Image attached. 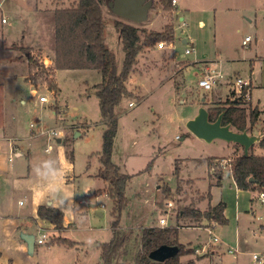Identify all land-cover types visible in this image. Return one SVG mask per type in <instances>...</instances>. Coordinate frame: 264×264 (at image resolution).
Wrapping results in <instances>:
<instances>
[{"label": "rangeland", "instance_id": "1", "mask_svg": "<svg viewBox=\"0 0 264 264\" xmlns=\"http://www.w3.org/2000/svg\"><path fill=\"white\" fill-rule=\"evenodd\" d=\"M178 1L181 5L187 4L192 11L188 15L185 11H180L178 17H174V47L164 42L165 48L158 49L157 42L140 52L127 81L128 90L134 96L124 98L117 108L119 120L112 160L122 173L131 175V180L126 189L127 206L119 218L127 235L126 243L114 264H138L142 228L153 226L178 228L179 242L186 247L193 245L192 248L201 246L207 249L212 245L214 249L218 246L223 248L221 260L211 264H257L252 259V253L264 249V230L258 227V224L264 223V203L259 198L261 192L237 194V187L227 164L229 158L232 159L235 155L237 146L240 147V154H261L263 149L256 145L246 151L242 143L239 146L238 143L223 138L207 142L195 135L189 136L193 133L187 124L197 112L199 114L201 108L209 110L237 98L233 86L235 79L249 78L252 85L246 102L252 108H258L259 117L254 124L248 123L246 131L250 136L264 134V0ZM77 2L78 0L75 4ZM38 3L40 8L46 10L55 7L52 0H38ZM159 5L163 8L156 1L146 22L134 25L147 31H165L164 27L169 24L167 16H172V12L163 8L169 13L165 16L160 12ZM102 9L106 19L107 44L116 54V72L119 74L124 52L121 39L112 23L114 20H124L116 16L107 4ZM227 9L240 10L242 20L233 21L232 15H228L229 20L226 25L222 24V31L216 41L214 12ZM183 16L185 20L181 21ZM200 21L204 22L203 26ZM145 35L142 34V37ZM246 36H251L252 42L244 47L242 40ZM183 39H186V43ZM219 42H225L228 51L223 50ZM33 54H38L39 64L47 68L44 65L45 56L39 50H34ZM8 61L7 55H0V81L8 75L9 67L3 66ZM177 62H186L189 66L171 77L173 71L182 67L176 66ZM209 63L210 73L219 76L216 77L212 90L205 91L198 87V81L207 73L204 65ZM53 67L54 62L49 68L53 70ZM59 71L55 76L58 85L56 93L44 84L24 87L16 101L17 119L21 134L37 138L35 145L40 155L55 153L61 146L66 153L72 152L74 155L73 165L77 178H80L76 183L82 197L89 203L81 205L86 209L85 217L76 220V225L71 226L66 236L80 242L84 252L75 248L65 252L62 244H59L61 248L58 243L51 245L48 241L55 239L56 235H53L54 230L47 229L49 231L44 232L50 235L48 244H36L35 255L40 264H99L100 249L97 244L109 242L112 238L113 201L107 196L95 198L94 194L86 191L88 183L93 185L96 182L84 176L96 173L102 166L100 156L106 125L101 117L95 86L103 81V77L97 70ZM33 89L36 90V95H32ZM8 93V88L0 90V100L8 98ZM40 96H47L49 101L41 103ZM21 99L25 101L24 104ZM2 101L1 106L6 110ZM130 103L135 106L130 107ZM231 129L234 130L232 127ZM53 132L60 136H51ZM59 138L61 142H58ZM210 157L226 159V163L221 159L228 169L220 165L224 175L220 185L211 184L206 162H202ZM177 168L178 174L175 172ZM212 177L219 179L214 171ZM165 186L170 188L168 196L164 193ZM87 188L90 191L94 187ZM220 201L226 204L231 216L240 206L242 211L246 209L242 221L250 220L252 224L251 230L245 232L244 237L250 239L248 254H233L228 251L230 247H239V221L231 218L226 225H218L212 233L221 241L211 243L212 222L203 218L195 221L185 215L193 209L205 212ZM161 218L166 219V226L160 225ZM35 234L39 237L42 232L37 231ZM90 237L96 241L91 248L86 244ZM256 241L259 242L258 247ZM197 251L196 248V256L203 258L200 256L203 251ZM209 252L206 257L210 255ZM188 257H181V261L185 262ZM198 264L210 262L203 260Z\"/></svg>", "mask_w": 264, "mask_h": 264}, {"label": "trees", "instance_id": "2", "mask_svg": "<svg viewBox=\"0 0 264 264\" xmlns=\"http://www.w3.org/2000/svg\"><path fill=\"white\" fill-rule=\"evenodd\" d=\"M112 0H78L73 7L58 9L55 12V61L54 67H42L39 55H34L30 48L17 47L28 59L30 71L28 81L35 86L44 84L48 89L58 90L56 83V70H97L102 74L103 81L95 86V95L99 99L101 117L106 129L103 133V148L100 156L101 169L97 177L106 183L105 193L113 201L112 239L105 243L101 249V264H114L116 258L126 243V232L120 225V214L127 206L126 189L131 180V175L122 173L120 167L112 160L115 137L118 129V106L124 98L133 97L128 90L127 81L138 61V55L145 47H151L157 42L173 44L176 40L175 29L167 26L165 31H147L134 24L121 20H114L113 26L118 33L124 52L122 69L116 72V54L106 43V19L102 6ZM159 1L165 11L174 12L173 0ZM155 3L153 5H155ZM147 33V35H145ZM142 34L145 37H142ZM49 69V70H48ZM244 93L234 99H230L223 106L210 108L209 121L215 122L223 114L222 124L230 125L237 132H244L248 123L254 124L259 117L257 107L252 108L246 102ZM250 108H248V106ZM247 109H250L247 112ZM263 149L262 154H240L239 149L229 162L231 175L236 186L245 191L264 192V138L258 143ZM222 158H209L208 165L213 169L218 178H223V172L218 165ZM224 160V158H223ZM179 173V168L175 170ZM253 178V181H251ZM217 185H220L218 183ZM169 186H165L164 193L168 196ZM225 204L218 203L209 207L205 212L191 210L185 215L199 221L206 219L209 222L223 225L227 223L224 217ZM39 218L48 221L55 229H63L64 212L44 205L39 208ZM69 246H75V242L59 240ZM141 251L138 256V264H197L201 259L197 256L186 262L181 257L196 255V249L185 246L179 242L178 228L171 227H145L141 234ZM162 245L178 246L180 251L177 256L164 263L155 262L149 258L150 252ZM202 257V256H201Z\"/></svg>", "mask_w": 264, "mask_h": 264}, {"label": "crops", "instance_id": "3", "mask_svg": "<svg viewBox=\"0 0 264 264\" xmlns=\"http://www.w3.org/2000/svg\"><path fill=\"white\" fill-rule=\"evenodd\" d=\"M40 1L41 0H39V2ZM52 1L54 2L53 4H55V7H49L46 10L39 7L40 3H38V0H0V13L3 17L7 18V22L4 24H2L0 21V55H7V58L9 60L7 63L3 64V66L9 67L8 75L4 80L0 81V90H7L8 88L9 91L8 98L3 101L0 100L4 102L5 106L7 107L6 110H3V107L0 103V264H40L38 257L35 255L36 244L34 254H28L27 244L20 235L21 233H29L36 236L35 232H43V230L47 229L55 231V233L53 234L56 235V237H54L55 239L52 238L51 241H48L51 245L54 243H58V247L61 248L63 246L65 252H69L73 248L77 249L78 251L81 250L82 252H84V249L81 248L82 246L80 242L72 240L70 237L66 236L71 226L74 227L76 225V220L85 217L86 209L81 205H83V203H89L87 199H84V197H82V193H80V187L78 186V183H76L79 182L78 179L80 178H77L78 176L76 175L75 167L73 165L74 155H72V152L66 153L63 146L58 147L55 153L40 155L41 153L37 151L35 145L37 138L35 136L29 137L28 134H21L22 130L18 125L17 119V98L21 96L24 87H27V85L33 86L32 83H30L27 79L30 71L28 59L23 55V53H20L22 51L17 47H28L32 52L34 50H39V52H41L45 56L44 58H46L47 61L53 63L55 61V12L58 9L70 7L76 2V0ZM58 5L60 6L56 7ZM159 6L160 7L158 8L161 13H163L165 16L166 14H169L163 10L161 5ZM180 11H185L186 15H188L191 13L192 8L187 4L181 5V2L176 0L175 11L171 13L172 16H167L169 24H167L164 28H166L167 26H172L175 29L174 17H178ZM214 14V35L216 41L217 36H219V33H221L222 31V24L226 25V22L229 20L228 15H232L231 18L233 21H237L238 19L242 20V12H240V10H217L214 12ZM184 20L185 17H181V21ZM200 25L203 26L204 22L200 21ZM175 42L173 44L167 43V45L173 46ZM183 42L186 43V39H183ZM219 46L222 47L223 50H227L225 42H219ZM175 65H178V67H182H180L179 70L177 69L178 71L175 72L173 71V67L171 77L176 76L177 72L180 73L184 70V68L189 66V64H187L186 62H177L175 63ZM209 66L210 63L204 65L206 71L210 70ZM57 71L59 70H56V74ZM35 93L36 90L33 89L32 95H36ZM21 103L24 104L25 101L21 99ZM197 116L198 112L190 120L196 118ZM190 135L194 136V134H189V136ZM251 136H256L258 140L250 148V150L258 145L260 140L264 138V134H259L258 136L251 134ZM59 140H61L60 138L58 139V142H61ZM238 148L240 149V147L237 146V149ZM262 153L263 150L261 151V154ZM46 158H53L58 162L61 170V175L56 183L69 197V200L66 201L64 205V224L63 229H61L60 232L55 229L54 225L46 220L39 218L38 216L39 208L41 206L48 205L46 202L48 187L46 185H39L36 183L32 176V166L34 163ZM208 159L209 158L203 159L202 162H206L207 171L211 179V184H218L220 183V180L222 178L220 177L217 180L213 179V169L209 167L207 161ZM230 159L231 158H229L228 163L231 161ZM224 161L226 162V159ZM227 165L229 166V164ZM101 167L96 173L85 174L86 176H84L86 179L92 178L94 182H96L93 185H90L88 183L86 186V191H88L90 194H94L95 198L100 196H107L104 191L106 187L105 181L97 177V174L99 173ZM190 182L193 183L192 180H190ZM89 186L94 187L92 188L93 190L89 191V189L87 188ZM244 192L248 193V191L241 190L237 187V194L239 193L241 195ZM22 200L25 201L23 202ZM244 211H246V209L242 211L240 206L238 209L236 208L233 215L231 216L225 204L223 214L227 219V223L231 220V218L239 221V229L237 231L239 237V247L228 248V251L233 254L249 253L248 248L250 239L244 237L245 232L251 230L252 226L250 225L252 224L250 223V220H245V222L242 221V219H244ZM227 223L223 225H226ZM210 224H212L210 232H213L212 230L220 225L213 222ZM258 225L259 229L264 230V223ZM59 240L75 242L76 245L69 246L66 243L60 242ZM220 241L221 240L219 239L218 242H213L211 239V243H219ZM48 242L46 241L47 244ZM105 243L97 244L100 249L99 264H101V249ZM59 244H62V246ZM255 244H257L256 247L259 246L258 241H256ZM189 246L192 247L193 245ZM196 248L198 249L197 253H199L201 250L203 251V253L200 254V256H203V258H201L198 262L209 260L211 264L217 260H221V255L224 254V250L220 246L215 249L212 245H209L207 249L201 246H197L195 247V249ZM239 249H242V251H240ZM208 252L210 253V255L206 257V255H208ZM260 252H264V249H261ZM253 253H256V251H254ZM195 257L196 255H189L185 262L194 259Z\"/></svg>", "mask_w": 264, "mask_h": 264}, {"label": "water", "instance_id": "4", "mask_svg": "<svg viewBox=\"0 0 264 264\" xmlns=\"http://www.w3.org/2000/svg\"><path fill=\"white\" fill-rule=\"evenodd\" d=\"M153 4V0H112L108 3V7L120 19L133 24H142L148 20ZM222 118L223 114L219 116L217 121L210 122L208 110L201 108L198 116L190 120L187 127L195 136L207 142L223 138L238 144L242 143L246 151H249L258 138L250 136L247 131L240 133L232 130L230 125L225 126L222 124ZM251 181H253V178H251ZM20 236L27 244L28 254H34L36 236L29 233H21ZM179 251L178 246L162 245L150 252L149 258L155 262L164 263L177 256Z\"/></svg>", "mask_w": 264, "mask_h": 264}, {"label": "built area", "instance_id": "5", "mask_svg": "<svg viewBox=\"0 0 264 264\" xmlns=\"http://www.w3.org/2000/svg\"><path fill=\"white\" fill-rule=\"evenodd\" d=\"M173 5H176V0H173ZM0 12H1V6H0ZM0 21L2 24L7 22V18L3 17L0 13ZM262 41L264 42V38L262 39ZM252 42V37L251 36H247L244 38L243 42H242V46L247 47L249 45V43ZM156 47L158 49H163L165 47V43L164 42H158L156 44ZM187 53H190L189 50H187ZM45 67L49 68V66L53 65V63L47 61L44 62ZM219 76V74H211L210 71L208 70L207 73L205 74V76L203 78H201L198 81V87L202 88L205 91H210L213 88V85L215 83V79L216 77ZM252 85V82L249 78L245 79V78H236L233 86L235 89V92L237 93L238 97L241 96L245 90H247V93L245 95V98L247 99L248 96V92L250 91V87ZM36 94V93H35ZM39 101L41 103H47L49 101V98L47 96H41L39 98ZM134 106V103H130V107ZM51 136L53 137H59L60 135L57 134V132H53V134H51ZM226 163V162H225ZM218 165H224L222 164V162H218ZM226 166L224 165V168ZM259 198L261 200L262 203H264V192L260 193ZM160 225L161 226H166L167 225V221L165 218H161L160 219ZM45 230H43L41 236L36 237V244L42 245L45 244L46 241L49 239L50 235L47 232H44ZM212 233V232H211ZM212 241L213 242H218L219 238L214 236L212 233ZM198 252V251H197ZM252 259L255 263L257 264H264V252H256V253H252Z\"/></svg>", "mask_w": 264, "mask_h": 264}, {"label": "clouds", "instance_id": "6", "mask_svg": "<svg viewBox=\"0 0 264 264\" xmlns=\"http://www.w3.org/2000/svg\"><path fill=\"white\" fill-rule=\"evenodd\" d=\"M60 175L61 170L58 162L53 158L42 159L32 166V176L36 183L48 187L47 204L54 209L64 211V205L69 197L56 183ZM86 244L91 248L95 246L96 241L90 237L86 240Z\"/></svg>", "mask_w": 264, "mask_h": 264}]
</instances>
